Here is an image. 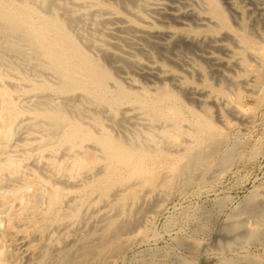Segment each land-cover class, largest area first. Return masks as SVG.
<instances>
[{
    "label": "bare ground",
    "instance_id": "1",
    "mask_svg": "<svg viewBox=\"0 0 264 264\" xmlns=\"http://www.w3.org/2000/svg\"><path fill=\"white\" fill-rule=\"evenodd\" d=\"M247 1L249 30L235 0H0V264L17 262L8 242L20 238L30 264H109L123 251L115 240L142 231L145 207L126 197H146L131 188L162 156L186 159L187 173L222 144L220 133L203 140L206 129H228L230 116L252 123L211 99L216 125L206 90L164 65L189 75L200 59L231 87L262 91L264 0ZM125 172L140 180L124 186ZM247 197V219L228 227H246L238 240L264 232L262 196Z\"/></svg>",
    "mask_w": 264,
    "mask_h": 264
},
{
    "label": "rangeland",
    "instance_id": "2",
    "mask_svg": "<svg viewBox=\"0 0 264 264\" xmlns=\"http://www.w3.org/2000/svg\"><path fill=\"white\" fill-rule=\"evenodd\" d=\"M246 2L248 3L247 0H235L239 11L242 12V15H240L241 19H238L240 24L238 26L239 28L249 30V28L252 27L250 24H252L253 18H247L248 13L244 11V6L247 4ZM231 21L234 22L233 19ZM232 22L231 24L233 26L235 23ZM205 33L211 34L213 32L207 31ZM202 62L198 59L196 65L198 72L195 71L194 73H189V75L181 72V70L173 64L164 63V65L173 67L177 72L183 74L181 78L185 86L191 88L193 85V88L196 87L197 89L198 87L197 90L202 92L204 89L206 90L204 91L208 95V97H206L208 101L207 105L212 107L209 115H211V120L216 125H220L221 123L216 116L215 107L212 104L214 99H221L222 101H224L223 99H229L231 103L240 106L239 108L243 117L247 118L249 115L253 116L255 114V118L252 123L244 122L245 124H243L242 120L239 119V121L230 116V120L233 122L230 121L228 129H206L203 140H210L212 133H220L222 144L214 151L215 153H211L212 155L209 154L207 158L187 171V173L180 171L183 165L182 162L184 163L186 159L176 162L174 158H168L166 155L162 156L160 161H162L163 164L161 165L162 168H159L160 170L158 173L152 172L144 174L145 184L140 183L131 188V190L135 191L136 189H138V191L142 190L144 195L146 194V197H142V194L141 197H139V192L134 198H132V194L126 197L127 200L125 203L127 205H131L133 202L136 207H141V205L145 207L144 209L141 207L146 211V216L142 222L143 225L141 223L143 226H141L142 231L141 233L123 235L115 240L112 244V248L116 245V247L122 246L124 252L121 251L114 257H111L109 259V264H245L247 261L248 264L249 262L250 264H264V232L257 237L246 236L238 240L236 237L244 235L246 227L242 226L241 228V226H239L231 230L228 228L229 226L238 224L241 221L240 219H247L246 214H244V208L242 207V203L248 198L247 195L250 196L255 193L257 201L262 196L260 200L264 203V88L262 91L253 94L245 91L241 85L231 87L232 80H230L231 78H229V76L221 77L216 73L214 74L210 65L204 61ZM206 67L209 68L207 69ZM200 72L203 73L198 75ZM216 78L218 81H216ZM220 79H222L221 81L225 79L223 81L224 83H220ZM238 79H240V77ZM170 86L172 89V85ZM173 88L172 90L178 95L184 106L190 105L189 101H187L188 94L186 91L184 92V90L178 88L175 89L174 86ZM207 90L212 91L208 93ZM182 91L185 94H179V92L182 93ZM237 92L242 93L241 98L240 95L239 97L238 95L237 97L233 96L236 95ZM181 95L182 97H180ZM184 96L187 100H185ZM220 96L221 98H219ZM234 98L236 100L238 98L241 103L238 100V102L234 101ZM190 106L193 109L196 107L198 109L200 108V106ZM245 115L248 116L246 117ZM248 120H250V118ZM205 142L203 143L205 144ZM167 143L170 145L169 147H171V143L166 142V144ZM168 145H166V147ZM206 150V152L209 151L208 148H206ZM125 173L126 175L124 174L121 184L126 187L140 180L137 177L129 175L127 172ZM173 174H175V177ZM164 177L166 178L164 179ZM131 181L133 182L131 183ZM148 182H150V184H148ZM144 191L149 192L146 193ZM152 194L154 196L153 202ZM144 199L145 201L143 203L142 200ZM136 200L140 203L138 204ZM154 202H157V205L153 207V211L149 209V205L155 204ZM147 216H150V218ZM235 216L236 218H234ZM235 220L240 221L237 222ZM18 236L21 237V234ZM139 236L141 239H139ZM23 240L25 241L23 242ZM132 240L135 241V243L131 242ZM26 241V239L20 238L18 241L8 242V244L11 245L10 250H14L15 257L18 256L16 259L19 263L15 262L14 264H24L25 261L27 262H25L26 264L32 262L35 251L33 252L34 249H31V246L26 244L28 243ZM120 241L122 242L120 243ZM225 242H231V244L226 247ZM20 243H23L24 247L21 246ZM128 243L131 244L128 245ZM22 251L24 255L26 254L24 257L25 259L23 258ZM28 253L33 257H31L30 254L28 256ZM20 255L22 256L20 257ZM9 264L12 263L10 262Z\"/></svg>",
    "mask_w": 264,
    "mask_h": 264
}]
</instances>
